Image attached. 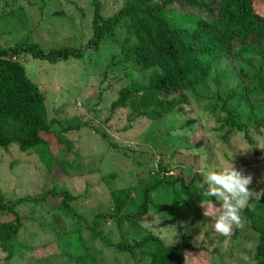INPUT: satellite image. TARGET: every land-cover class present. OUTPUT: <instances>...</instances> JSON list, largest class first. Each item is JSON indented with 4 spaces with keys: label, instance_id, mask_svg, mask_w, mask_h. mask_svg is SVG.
<instances>
[{
    "label": "rangeland",
    "instance_id": "374dc122",
    "mask_svg": "<svg viewBox=\"0 0 264 264\" xmlns=\"http://www.w3.org/2000/svg\"><path fill=\"white\" fill-rule=\"evenodd\" d=\"M97 2L101 15L107 17L124 0ZM215 2L212 0V7ZM91 3L92 0H0V48L22 42L36 43L42 49L83 48L79 58L55 63L27 54L20 60L27 78L42 93L48 115L56 119L51 131H58V124L77 122L80 127L76 132L62 133L70 143L68 150L53 133L41 134L48 151L57 155L49 170L44 160L46 154L39 160L31 148L21 151L15 143L0 147V204L28 198L12 209L21 226L11 243L12 257L7 259L5 252L0 251V264H77L73 257L76 252H86L85 247L96 264H149L137 251L132 255L116 252L103 243L101 238L109 243L119 241L120 231L130 243L147 233L167 245L187 243L183 264H254L252 254L257 235L245 219L243 228L236 227V231L233 228L230 237L215 231L219 202L209 201L212 211L205 216L202 201H188L179 195L178 200H185L182 204L177 202L181 205L179 213L185 218L171 225L177 215L167 210L164 197L151 191L150 199L160 207L157 210L151 209L141 218L123 223L121 229L107 216L112 206L109 190L131 187L130 197L136 199L147 182L148 172L159 165L165 167L167 174L180 177L183 183L196 173L204 179L209 171L234 165L244 175L252 176L248 186L251 191L264 189V129L257 126L253 116L247 115V107L239 108L238 121L247 124V140L243 132L228 128L220 116L210 113L206 100H195L190 92L185 93L188 104L184 111L172 110L158 120L137 117L128 122L129 115L124 109L111 115V93L113 97L121 85L142 79L130 61L112 69L108 66L110 61L121 58L108 36L97 51L85 47L91 35ZM167 10L208 16L205 10L199 12V8L179 0H174ZM253 10L264 18V0H253ZM116 37L121 40L123 34L117 31ZM215 66L228 75L237 71L235 60L223 59ZM103 72L109 81H118L123 72L129 78L116 81L110 90V82L105 78L100 82ZM229 78L223 79L229 87L239 88V76ZM206 84L214 90L209 81ZM104 85L107 92L102 96L100 93L98 98ZM103 133L107 140L101 138ZM109 143L116 146L112 148ZM125 146L134 149L131 155L123 154ZM111 173L115 177L108 187L106 180L110 179L106 177ZM157 173L159 176L160 172ZM177 186V183L170 186L169 191ZM63 192L72 197L67 203L78 217L60 208L59 195ZM166 199L173 201L171 195ZM79 218L84 227L82 223L75 224ZM10 219L11 213L0 209V221ZM243 256L248 259H242Z\"/></svg>",
    "mask_w": 264,
    "mask_h": 264
},
{
    "label": "trees",
    "instance_id": "16d2710c",
    "mask_svg": "<svg viewBox=\"0 0 264 264\" xmlns=\"http://www.w3.org/2000/svg\"><path fill=\"white\" fill-rule=\"evenodd\" d=\"M173 1L124 0L115 13L103 17L97 0H92L91 35L85 47L97 51L108 36L121 55L120 59L110 61L108 66L112 69L130 61L136 75L142 79H133L121 85L114 91L113 97L111 93V115L118 109H124L129 115L128 122L137 117L158 120L172 110L184 111L187 108L184 106L188 104L185 93L190 92L195 100H206L209 112L220 116L228 128L243 132L244 138L247 139V124L238 121V109L241 107H247V115L253 116L257 126L264 129V18L254 12L253 0H216L213 7L212 0H179L199 8V12L200 9L205 10L208 16L167 10ZM117 31L123 34L121 40L116 37ZM82 50V47L70 46L42 49L33 42L0 48V147L15 143L21 151L33 149L38 158L46 154L44 160L47 161L48 170L56 163L57 155L48 151L46 140L41 138V134L53 133L56 140L66 148L70 143L62 133L76 132L80 126L77 122L65 126L58 124V131H51L56 119L48 115L42 93L27 78L20 60L27 54L31 58L55 63L79 58ZM223 59L235 60L237 71L224 74L215 66ZM236 76H239V88L229 87V83L223 80ZM127 77L123 72L118 81H109L103 72L100 82L105 78L110 82L111 90L116 81L127 80ZM207 81L214 86V90L207 86ZM222 81L225 83L222 84ZM104 92H107L105 85L99 89L98 98ZM100 136L107 140L106 134ZM109 146L114 148L116 145L109 143ZM132 151L133 148L125 146L122 152L131 155ZM114 177V173L107 175L106 178L110 179V182L106 180L108 187ZM202 181L203 178L196 173L188 182L183 183L180 177L167 174L165 167L159 165L155 171L148 172L147 182L136 199L130 197L131 187H114L109 190L112 206L107 216L121 229L123 223H131L147 211L160 208L149 195L151 191H156L168 202L165 205L167 210L175 217L177 215V218L168 221L173 225L175 220L185 218L179 213L181 205H177V202H185L182 198L178 200L179 195L193 202H215L214 198L201 194L198 184ZM175 183L178 186L171 188L170 192V186ZM49 193L56 195L54 191ZM60 194V208L70 216L78 217L67 203L72 197L64 192ZM168 195L172 196L173 201L166 199ZM26 200L27 197L0 204V209L12 215V219L0 221V251L5 252L7 259L13 255L11 243L21 226L19 216L12 209ZM192 207L196 209L195 205ZM241 216L257 235L252 260L254 264H264V197L258 201L255 197L251 198ZM81 221L82 218H79L75 224L82 223L84 227ZM90 230L93 229L90 227ZM120 237L114 243L101 239L116 252L130 255L139 252L149 264H183V252L189 248L183 242L164 244L151 233L133 243L127 241L121 231ZM85 249L84 253H75V263L96 264L87 247Z\"/></svg>",
    "mask_w": 264,
    "mask_h": 264
},
{
    "label": "clouds",
    "instance_id": "9594fccd",
    "mask_svg": "<svg viewBox=\"0 0 264 264\" xmlns=\"http://www.w3.org/2000/svg\"><path fill=\"white\" fill-rule=\"evenodd\" d=\"M252 183L251 175H244L234 165L220 171H209L198 184V189L204 197L215 198L219 202V214L215 218L214 229L222 236L230 237L234 227L243 228L244 221L241 213L248 206L253 197L258 201L264 196V189L253 192L249 189ZM209 201H202L206 208L204 215L212 211L208 207ZM242 259L247 260V256Z\"/></svg>",
    "mask_w": 264,
    "mask_h": 264
}]
</instances>
